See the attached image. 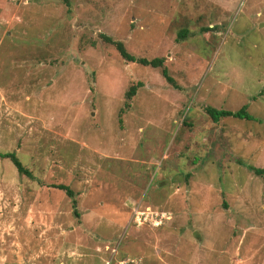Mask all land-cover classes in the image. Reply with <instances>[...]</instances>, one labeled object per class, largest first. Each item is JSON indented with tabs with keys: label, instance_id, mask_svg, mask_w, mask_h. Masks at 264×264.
Here are the masks:
<instances>
[{
	"label": "rangeland",
	"instance_id": "obj_1",
	"mask_svg": "<svg viewBox=\"0 0 264 264\" xmlns=\"http://www.w3.org/2000/svg\"><path fill=\"white\" fill-rule=\"evenodd\" d=\"M64 2L0 0V153L34 177L0 158V264H264V0Z\"/></svg>",
	"mask_w": 264,
	"mask_h": 264
},
{
	"label": "trees",
	"instance_id": "obj_2",
	"mask_svg": "<svg viewBox=\"0 0 264 264\" xmlns=\"http://www.w3.org/2000/svg\"><path fill=\"white\" fill-rule=\"evenodd\" d=\"M65 5L68 6V0H65ZM68 12V10H67ZM186 36V31L184 29L180 30L177 33L176 36V42H179L183 40ZM98 38L105 44L111 45L116 52L118 53L119 57L124 61L128 63H134L143 67H150L153 69H159L160 75L164 79V81L173 87L174 89H179L178 85L175 83V81L170 77L169 72L167 68L164 66V58H151L146 59L142 57H135L128 53L121 41L114 40L110 36L105 34H99ZM141 86L140 83H136L133 85H130L127 90L124 92V101H123V109L129 108L130 106V100L135 95L137 88ZM205 114L208 116V118L212 122H217L220 118H226V117H232L235 119H250V115L246 112V107L241 106L238 110L235 112L226 111V110H218L210 106H205L203 108ZM182 125H186L185 120L183 119ZM0 158L2 159H8L13 166L15 167L18 175H23L27 177L28 179H34L31 172L28 169H25L23 165L19 162V160L16 158L14 153H0ZM249 170L264 179V169L254 168L250 167ZM38 184L42 185L44 184L42 181H37ZM50 188L56 189L61 191L63 194H65L68 198H70L71 207H72V213L73 216L78 219L80 214L77 212L75 206H76V200L74 199V192L64 184H48L47 185Z\"/></svg>",
	"mask_w": 264,
	"mask_h": 264
}]
</instances>
